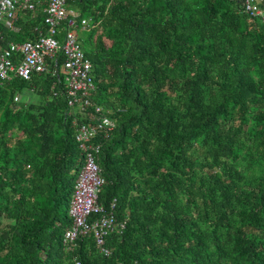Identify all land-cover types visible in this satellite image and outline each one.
<instances>
[{
	"label": "trees",
	"instance_id": "16d2710c",
	"mask_svg": "<svg viewBox=\"0 0 264 264\" xmlns=\"http://www.w3.org/2000/svg\"><path fill=\"white\" fill-rule=\"evenodd\" d=\"M68 6L90 19L92 101L115 122L93 139L105 179L99 203L115 201L126 228L107 237L110 256L92 234L67 247L84 160L74 120L90 118L71 113L62 76L0 83V264H264L259 20L240 0ZM17 25L0 24V42L45 33L44 13H23Z\"/></svg>",
	"mask_w": 264,
	"mask_h": 264
},
{
	"label": "built area",
	"instance_id": "2783aa9c",
	"mask_svg": "<svg viewBox=\"0 0 264 264\" xmlns=\"http://www.w3.org/2000/svg\"><path fill=\"white\" fill-rule=\"evenodd\" d=\"M240 1L243 13L260 20L264 29V0ZM40 9L44 13L45 33L37 30L35 39L5 45L0 42V83L16 79L30 82L34 75L57 77L60 83L62 76L71 113L89 116V122L74 120L75 142L83 151L84 160L69 202L72 226L65 231L64 243L71 248L80 236L92 234L99 252L110 256L107 237L112 233L121 234L126 220L118 219L115 201L108 208L99 203L105 179L98 164L101 145L93 139L100 130L108 135L115 128V122L101 105L92 101L96 90L94 65L83 48L90 19L71 9L68 0H0V24L16 32L23 13L36 17ZM89 108L93 109L91 113Z\"/></svg>",
	"mask_w": 264,
	"mask_h": 264
},
{
	"label": "crops",
	"instance_id": "0c3cea01",
	"mask_svg": "<svg viewBox=\"0 0 264 264\" xmlns=\"http://www.w3.org/2000/svg\"><path fill=\"white\" fill-rule=\"evenodd\" d=\"M259 22H260V20H259ZM261 24V23H260Z\"/></svg>",
	"mask_w": 264,
	"mask_h": 264
},
{
	"label": "rangeland",
	"instance_id": "374dc122",
	"mask_svg": "<svg viewBox=\"0 0 264 264\" xmlns=\"http://www.w3.org/2000/svg\"><path fill=\"white\" fill-rule=\"evenodd\" d=\"M70 7V6H69ZM24 97H25V95H24Z\"/></svg>",
	"mask_w": 264,
	"mask_h": 264
}]
</instances>
